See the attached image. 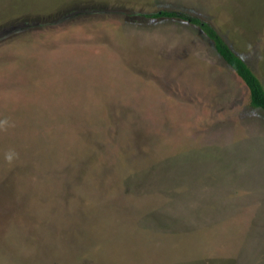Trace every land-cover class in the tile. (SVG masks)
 I'll list each match as a JSON object with an SVG mask.
<instances>
[{
  "label": "rangeland",
  "instance_id": "374dc122",
  "mask_svg": "<svg viewBox=\"0 0 264 264\" xmlns=\"http://www.w3.org/2000/svg\"><path fill=\"white\" fill-rule=\"evenodd\" d=\"M162 12L264 88V0H0V264H264V112Z\"/></svg>",
  "mask_w": 264,
  "mask_h": 264
},
{
  "label": "trees",
  "instance_id": "16d2710c",
  "mask_svg": "<svg viewBox=\"0 0 264 264\" xmlns=\"http://www.w3.org/2000/svg\"><path fill=\"white\" fill-rule=\"evenodd\" d=\"M160 15L168 18L179 17L184 20L192 21L195 25L201 26V29L206 33L207 37L213 41L217 54L246 85L251 107L264 112V88L260 79L255 75L250 67L229 48L223 39L210 26L200 23L199 20L189 19L185 15L178 16L177 14L168 12H162Z\"/></svg>",
  "mask_w": 264,
  "mask_h": 264
},
{
  "label": "clouds",
  "instance_id": "9594fccd",
  "mask_svg": "<svg viewBox=\"0 0 264 264\" xmlns=\"http://www.w3.org/2000/svg\"><path fill=\"white\" fill-rule=\"evenodd\" d=\"M8 158L11 159V156H9Z\"/></svg>",
  "mask_w": 264,
  "mask_h": 264
}]
</instances>
